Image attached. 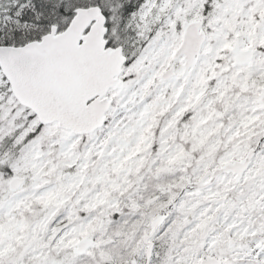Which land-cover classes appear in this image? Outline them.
Returning <instances> with one entry per match:
<instances>
[{"label":"snow or ice","instance_id":"snow-or-ice-1","mask_svg":"<svg viewBox=\"0 0 264 264\" xmlns=\"http://www.w3.org/2000/svg\"><path fill=\"white\" fill-rule=\"evenodd\" d=\"M0 264H264V0H0Z\"/></svg>","mask_w":264,"mask_h":264}]
</instances>
